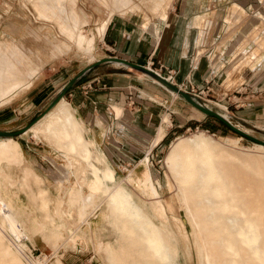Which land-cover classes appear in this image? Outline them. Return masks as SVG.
<instances>
[{"label":"rangeland","instance_id":"374dc122","mask_svg":"<svg viewBox=\"0 0 264 264\" xmlns=\"http://www.w3.org/2000/svg\"><path fill=\"white\" fill-rule=\"evenodd\" d=\"M231 1L0 0V47L12 51L9 52V55L11 54L9 57L15 67L13 72L18 80H24V84L16 91L0 90V130L18 131L0 138L15 139L23 153V158L18 163L0 159V175L3 176L0 200L3 201L8 213H11L9 217L0 213V224L3 225L0 231V264H67L68 261L75 264H146L147 260L152 264H161L157 259L151 258L146 249H138L140 241L127 232L122 236L119 234L122 250L118 252L117 260H110L106 246L107 243H116L113 225L116 218L106 206L107 197L88 188L86 182L88 166L76 157L72 159L64 157V150H58L54 141L41 134L34 136L29 130L51 108L24 131L19 132V129L43 111L62 86L83 67L110 52L106 45L108 41L104 40L105 34L103 39L95 40L91 52L79 47L70 25L72 27L77 25V29L91 37L101 21L100 18L110 17L109 22L116 18H129L139 24L143 22L149 25L157 22V17L158 21L162 18L165 20V14L168 18L169 11L170 14L175 11L173 7L169 8L171 4L173 6L178 4V8L181 4L183 8V3H186L189 9H194L193 12H197L196 9L201 6H216V15L215 11L210 14L215 15L214 31L222 32L217 41L221 44L227 43L228 51H231L236 42L241 40L235 54L241 50L246 56L250 53V58L245 57L239 62L238 73L245 65L250 68H254L257 63L264 65V0H235L242 7L234 5ZM210 14L206 16L209 17ZM189 15L190 13L187 15L188 19ZM223 17H227L224 29ZM232 22L237 25L233 27ZM250 44L251 47L247 48ZM241 55L240 53L235 55L232 62L239 60ZM232 62L226 65L225 70H230ZM145 65L157 69L163 76L168 74V71L156 67V62L149 61ZM129 67L141 75L145 73L133 66ZM262 71L264 72V68ZM242 73L248 78L251 71L245 69ZM144 77L164 89L168 100L165 102L157 98L163 103L159 104L148 100L144 91L138 93L146 97L145 99L136 96L137 91L133 89L132 98L137 97L150 102L148 104L150 106L136 111L148 113L153 111L150 125L153 134L157 132L162 115H168L170 122L164 125V136L160 139L163 130L159 131L156 141L160 140L150 150L155 135L148 136V140H145L131 134L130 142L124 141L123 144L120 142L122 140H119L120 148L115 150L108 148V144L96 143L114 167L116 183L123 184L132 195V199L147 209L153 221L162 231L164 230L168 238L170 237V242H174L171 264H204L205 261L202 259L204 247L201 248V251L203 249L201 252L198 246L199 238L202 239L204 234L199 233L196 224L198 222L201 225L202 220L198 217L196 219L189 217L191 211L195 212L192 206L193 198L186 197L187 190L180 188L176 174L172 170L173 162L167 164L166 161L173 141L191 136L205 137L214 144L217 154L212 155L211 164L220 175L215 187L217 190L220 189L221 193L229 189L228 197H234L235 204L247 213L246 217L250 221L254 222L253 226L259 234V245L264 250V97L258 101L254 96L257 102L250 103L249 106H236L235 104L243 102L242 98L237 97L249 90L245 92L241 85H234L238 91L230 90L232 87L227 91L228 95H225L224 91L228 89L224 90L220 85L223 77L220 75L216 77V83L213 85L214 92L209 94L203 92L202 97H198L199 101L207 102L205 105L216 110H224L227 118L247 132L246 135L222 123L216 116L206 114L180 93L173 94L163 84L148 76ZM255 78L259 79L258 76H254L250 83H254ZM242 80L239 76L228 85L235 81L240 83ZM170 81L178 86L177 83ZM261 84L264 87V74L258 81V86ZM74 85L75 83L71 87ZM62 97L69 107L71 105L69 89ZM71 106L69 109L74 112ZM75 113L77 119L78 116L81 118L79 112ZM116 115L120 117V109L116 111ZM189 123L191 125H188ZM192 123L196 124L195 127ZM84 125V135L91 137L88 125L85 122ZM112 143L114 144L113 141ZM191 158L195 167L205 165L194 153L191 154ZM24 166H29L41 181L38 183L33 176L24 180ZM147 177L152 179L154 187L159 192L157 197L154 191H148L142 186L141 183L147 180ZM39 184L47 189L50 200L48 209L44 208L38 196ZM159 205L163 211H157ZM66 208L73 210L71 219L64 216L63 210H68ZM55 209L60 213L57 214ZM232 216L240 215L232 210L223 214L220 221L225 223L226 219ZM240 253L244 264H262L242 246Z\"/></svg>","mask_w":264,"mask_h":264},{"label":"bare ground","instance_id":"6f19581e","mask_svg":"<svg viewBox=\"0 0 264 264\" xmlns=\"http://www.w3.org/2000/svg\"><path fill=\"white\" fill-rule=\"evenodd\" d=\"M122 2H125V0H122ZM117 3L119 4V1ZM111 4L113 5V3ZM113 6H116V4ZM109 18L107 17V19L101 20L100 23H98V26L92 33L91 37L84 35L80 31L81 29H77V25L76 27L70 25L71 30L75 33L74 39L78 46L82 47V49L87 52L92 50L95 40H97V38H102L106 25L109 22L108 20H110ZM160 21H164V19L162 18ZM80 24L82 23L80 22ZM157 28L158 26L156 29ZM9 52L12 51H7L0 47V90H6V92H12V90L16 91L22 86V84H24V80H18L17 75L13 72L14 64L9 57L11 55H9ZM17 72L21 73V71ZM145 73L143 74L154 81L163 84L170 92L174 94L178 93L156 77L147 72ZM24 77H26V75ZM66 104L64 97H61L42 118L29 128V130L34 136H39L41 134L50 141H54L58 150H64V157L66 156L68 159L76 157L88 166V178L86 180L88 188L90 190L99 191L102 196L107 197L106 206H108L112 216L116 218L113 223L116 232V243H107L106 246L110 260H117V254L122 250L119 234L122 236L124 232H127L136 240L140 241L138 249H146L148 255L151 258L157 259L158 263L171 264L175 247L174 242H170V237L168 238L163 232L164 230L162 231L153 221L147 209L132 199V195L125 189L123 184L120 181V183H116L115 169L105 158L102 151L96 147L97 144H95V139H86L87 137H84V126L80 120L76 118L74 112L69 109L70 106L68 107ZM218 111L225 117H228L224 110L219 109ZM163 129L164 127L161 126L159 131L162 132ZM192 153L202 159L205 165L195 167L191 158ZM215 154H217V151L215 150L214 144L209 139L200 136H191L183 140L179 138L173 141L170 154L166 158L167 164H170V161L173 162L172 170L176 174L180 188L182 190H187L188 194L186 197L193 198L192 206L195 212L191 211L192 213H189V217L191 216L192 219L198 217L202 220L201 225L198 222H196V224L198 230H200L199 233L204 234L202 239L198 236L199 242L197 241L200 244L198 245L200 248L199 251L204 247V251L202 249L204 252L202 253V259L205 260L204 264H244L242 254L240 253L241 246L246 248L260 263L263 264L264 250L259 245V234L256 233V228L253 226L254 222L250 221L246 217L247 213H244L240 207L235 204L234 197H228L229 189L224 193H221V191H219L220 189L217 190L215 187L220 177L219 173H217L214 166L211 164L212 155ZM22 158L23 153L18 141L13 138H0V159H5L10 163H18ZM30 176H33L38 183L41 181V178L35 174L29 166H24V180H27ZM2 177L3 176L0 175V185L3 181ZM141 184H143L142 186H144L145 189H148V191H154V194H156L155 197L159 195V192L154 187L150 177H147V180L145 179ZM222 184L225 185L223 182ZM37 189L42 205L44 208L48 209L50 200L48 197L49 195L47 194V189L40 184L37 186ZM69 194L71 195V190L69 191ZM88 199L89 196L87 200ZM84 200L85 199H83V201ZM56 206L58 207V205ZM160 206L161 205H159L157 211H163ZM232 210L240 216L228 217L226 222L222 223L220 221L222 215ZM54 211L57 214L60 213L58 212V209H55ZM8 212L9 211L6 210L3 201L0 200V213L9 217L11 213ZM63 213L66 219H71L73 216L72 208L63 210ZM163 214L161 215L163 216ZM2 227L3 225L0 224V231H2ZM195 231L197 232V230ZM196 234H198V232ZM146 264L152 263L147 260Z\"/></svg>","mask_w":264,"mask_h":264},{"label":"crops","instance_id":"0c3cea01","mask_svg":"<svg viewBox=\"0 0 264 264\" xmlns=\"http://www.w3.org/2000/svg\"><path fill=\"white\" fill-rule=\"evenodd\" d=\"M231 2L234 5L241 6L235 0ZM183 4V8H181V4H179V8L178 4L174 6L171 4L169 8L173 7L175 11L171 14L169 11L168 18L167 14H165L166 18L164 21L159 22V17H157V22L149 25L143 24V22L139 24L129 18H116L108 22L106 25L107 30L105 28L106 33L104 31L103 35L105 34L104 40L107 39L108 41L106 45L110 52L105 53L100 58L116 56L143 65L149 61L151 63L156 62V67L160 70H170L173 73V82L178 84L189 79L198 88L209 85L211 93L214 92L213 85L216 83V77L220 75L223 76L220 85L223 86L224 90L228 89L224 91L225 95H228L227 91L232 87L234 89L230 90H236L234 85H241L245 92L247 89L249 90L246 94L237 97L242 98L243 102L235 104L236 106H249L250 103L257 102L256 99L258 101L263 100L264 87H262L263 84L258 86V81L264 74L262 71L264 65L257 63L254 68L245 65L241 72L238 73L239 62L245 57L250 58V53L246 56L244 51L241 50L235 54V50L240 46L241 40L237 41L238 44L236 42L235 47L231 51H228L227 43L221 44L217 41L220 33H222L213 29L217 7L201 6L197 7V12H193L194 9H189L186 3ZM176 9H179V11H176ZM212 11H215L214 16L210 14ZM237 11L241 13L240 10ZM188 13H190L189 19L187 18ZM208 14H210L209 17L206 16ZM226 18H222V29L225 28ZM100 20H105V18H100ZM232 23L233 27L237 25L234 22ZM157 26L158 28L156 29ZM249 47H251V44L247 46V48ZM238 53L242 54L241 57L236 62H232ZM230 61L232 62L230 70H225L226 65ZM234 69L236 70L235 72ZM245 69L251 71L248 78H245L242 73ZM84 75L82 80L69 89V95H71L69 102L72 106L74 105V108L70 105L74 114L76 115V111L79 112L81 118L78 116V119L84 126V131V122L88 125L91 137L84 135L85 138L87 137L86 139H95V144H97L96 142H102L104 145L108 144V148L115 150L120 148L119 140H122L120 142L123 144L124 141L130 142L131 134H136L145 140L155 135L149 148L150 150L164 136L165 130H163L160 139L156 141L161 126L164 127L166 123L170 122L168 115H162L157 132L153 134L150 128L153 111L149 113L136 111L150 106L148 105L150 102L137 97L132 98V90L134 89L137 91L136 96H141L138 91H144L148 100L159 104L163 103L158 101L157 98L165 102L168 100L166 91L147 79V77H144L146 76L145 74L142 73L141 75V73L131 69L128 65L112 60L102 61L89 69ZM239 76L243 79L240 83L235 81L228 85L229 82L234 81ZM254 76H258L259 79L255 78L253 80L254 83H250L251 78ZM234 96L237 95L234 94ZM254 96L256 99L253 98ZM141 97L146 98L144 96ZM228 97L231 98L230 95ZM258 97L261 98L259 99ZM235 101L237 100L233 102ZM203 103L207 104V102ZM119 109L121 112L120 117L116 115V111H119ZM96 147L98 148V145ZM121 147L125 148L123 145ZM102 153L104 154L105 152L102 151ZM109 153L111 154V151ZM67 264L75 263L68 261Z\"/></svg>","mask_w":264,"mask_h":264},{"label":"water","instance_id":"95a60500","mask_svg":"<svg viewBox=\"0 0 264 264\" xmlns=\"http://www.w3.org/2000/svg\"><path fill=\"white\" fill-rule=\"evenodd\" d=\"M112 60H116L121 62L122 64L128 65V66H133L137 69H140L144 72L149 73L150 75L156 77L157 79H159L161 82H163L165 85H167L168 87H170L171 89L177 91L178 93H180L186 100H188L190 103H192L193 105H195L196 107H198L200 110H202L203 112H205L206 114L209 115H213L216 116L217 118H219L220 120H222L224 123H226L227 125H229L231 128L235 129L236 131L242 133V134H248L247 132H245L244 130H242L241 128L237 127L236 125H234L227 117H225L224 115H222L218 110L213 109L210 106L205 105V103L199 101L197 99L196 96L190 94L189 92L181 89L180 87H178L176 84L172 83L169 79H167L165 76H163L159 71L155 70L152 67H149L147 65H143V64H139V63H135L133 61L127 60L125 58H121V57H116V56H106L103 58H98L95 61L89 63L88 65H86L85 67H83L76 75H74L71 79L68 80V82L62 86V88L60 89V91L57 93V95L48 103V105L45 107V109L43 111H41L34 119H32L29 123H27L26 125H24L22 128L19 129V132L24 131L25 129H27L32 123H34L39 117H41L46 111H48L51 107H53L55 105V103L66 93V91L71 87V85H73L76 80L82 76L83 74H85L89 69H91L92 67H94L95 65L101 63L102 61H112ZM15 132L18 131H6V130H0V136H5L8 134H14Z\"/></svg>","mask_w":264,"mask_h":264},{"label":"built area","instance_id":"2783aa9c","mask_svg":"<svg viewBox=\"0 0 264 264\" xmlns=\"http://www.w3.org/2000/svg\"><path fill=\"white\" fill-rule=\"evenodd\" d=\"M172 72L169 70L167 76H165L167 79L172 80ZM178 87H180L181 89L189 92L190 94L194 95L197 97H200L201 94H209L210 93V86L206 85L205 87L202 88H198L196 85L192 84L191 81L189 79L181 81L180 83H178ZM199 100V99H198Z\"/></svg>","mask_w":264,"mask_h":264},{"label":"trees","instance_id":"16d2710c","mask_svg":"<svg viewBox=\"0 0 264 264\" xmlns=\"http://www.w3.org/2000/svg\"><path fill=\"white\" fill-rule=\"evenodd\" d=\"M85 75L83 74L82 76H80L77 80H76V82H75V84L78 82V81H80V80H82V78L84 77ZM70 89V88H69ZM212 116V115H211ZM219 121H221L222 123H224L222 120H220L219 119ZM194 122V121H193ZM193 124V123H192ZM188 125H191V123H189ZM195 125L196 124H193V127H195ZM205 128H208L209 130H211V128L210 127H208V126H204ZM211 131H216L215 129H212Z\"/></svg>","mask_w":264,"mask_h":264}]
</instances>
